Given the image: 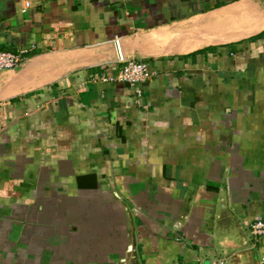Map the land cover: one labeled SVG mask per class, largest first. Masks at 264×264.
<instances>
[{"label":"crops","instance_id":"crops-1","mask_svg":"<svg viewBox=\"0 0 264 264\" xmlns=\"http://www.w3.org/2000/svg\"><path fill=\"white\" fill-rule=\"evenodd\" d=\"M31 1L0 0L29 61L0 72V264H259L264 0ZM113 41L149 81L97 82Z\"/></svg>","mask_w":264,"mask_h":264},{"label":"built area","instance_id":"built-area-1","mask_svg":"<svg viewBox=\"0 0 264 264\" xmlns=\"http://www.w3.org/2000/svg\"><path fill=\"white\" fill-rule=\"evenodd\" d=\"M21 3V13H27L32 7L31 0H19ZM26 52L12 53L0 50V72L13 70L18 67L25 59ZM153 74L147 63L136 59L127 58L120 55L119 62L112 64L110 68L104 69V73L98 77L99 83H122L134 87L140 83L149 81ZM137 102L142 100V91H136ZM249 236L258 242L264 240V221H256L249 227ZM215 264H224L219 260ZM259 264H264V259Z\"/></svg>","mask_w":264,"mask_h":264},{"label":"water","instance_id":"water-1","mask_svg":"<svg viewBox=\"0 0 264 264\" xmlns=\"http://www.w3.org/2000/svg\"><path fill=\"white\" fill-rule=\"evenodd\" d=\"M92 50H95L99 52L100 54H102L103 58L100 60L97 59L93 61L92 63L89 62V66L91 65V67L100 66V65L102 66L104 64H115L119 62L120 55L122 54L120 47H119V43L117 41L115 42L113 41L109 44L106 43L104 45L93 47ZM28 63L29 61L24 60L18 67H16L13 70H9V71H14L15 73H18L22 71L23 69H25L29 65ZM82 67L83 65H81V68ZM2 72H5V71H2Z\"/></svg>","mask_w":264,"mask_h":264}]
</instances>
